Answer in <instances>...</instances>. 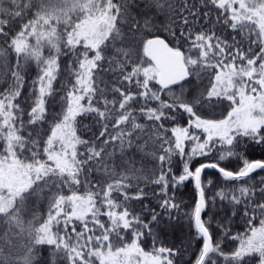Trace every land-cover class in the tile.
Masks as SVG:
<instances>
[{
    "label": "snow or ice",
    "instance_id": "snow-or-ice-1",
    "mask_svg": "<svg viewBox=\"0 0 264 264\" xmlns=\"http://www.w3.org/2000/svg\"><path fill=\"white\" fill-rule=\"evenodd\" d=\"M0 79V264H264V0H0Z\"/></svg>",
    "mask_w": 264,
    "mask_h": 264
},
{
    "label": "trees",
    "instance_id": "trees-1",
    "mask_svg": "<svg viewBox=\"0 0 264 264\" xmlns=\"http://www.w3.org/2000/svg\"><path fill=\"white\" fill-rule=\"evenodd\" d=\"M174 3H183L184 0H173ZM188 4H196L198 7L200 6L201 0H187ZM258 50V49H257ZM45 54H47V50H45ZM12 62H15V57H12ZM66 63V61L64 62ZM105 67H107V65H105ZM37 69L35 67V64H32L30 69H29V74L26 75L25 79H26V85H25V91H27L28 87H31V80L34 78L35 73H36ZM66 74H62L60 76V80L63 81L65 79ZM110 76V74H109ZM109 77L108 76H102L101 79L102 80H107ZM6 86V84H4L3 80L0 79V91L3 90V88ZM101 87H103V83H101L100 85ZM60 87V83L57 82L56 83V88L59 89ZM92 122L90 121V119H85L82 121V125L83 124H91ZM88 135H91V133H88ZM249 156L251 158H255V159H260V158H264L262 157V154L260 152L259 149L256 150H250L249 151ZM226 163V162H225ZM237 164V160L233 159L232 163L230 165V167H235ZM218 175L215 171H207L203 174V179L205 182H207V180L213 176ZM261 176H264V172H257L253 175L252 180L253 181H257L260 179ZM194 186L190 183V182H185V185H182L178 190H177V195L181 196L183 198V203L188 204V203H192L194 205ZM212 191L214 192L215 189H212ZM211 195V192L209 193ZM147 202V201H145ZM185 211H188L189 209L185 208ZM230 214V213H229ZM204 218L207 219L208 214L204 213ZM258 219L256 221V223L258 224ZM227 223V222H226ZM244 221L240 218V216H236L230 224V230L233 234H235L236 231H243L244 230ZM212 228L216 229L217 228V224L215 221L212 222ZM7 229L6 225L0 226V247L3 246V237H4V233L5 230ZM185 232H187V228H185ZM46 255V253H44ZM190 255V253H189ZM185 259H188V256H185Z\"/></svg>",
    "mask_w": 264,
    "mask_h": 264
},
{
    "label": "water",
    "instance_id": "water-1",
    "mask_svg": "<svg viewBox=\"0 0 264 264\" xmlns=\"http://www.w3.org/2000/svg\"><path fill=\"white\" fill-rule=\"evenodd\" d=\"M207 171H215V170H213V169H206V170L204 171V173L207 172ZM257 172H260V171L258 170ZM257 172H256V173H257ZM204 173H202V176H203Z\"/></svg>",
    "mask_w": 264,
    "mask_h": 264
}]
</instances>
